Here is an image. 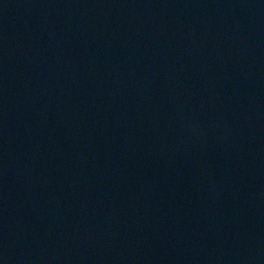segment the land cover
<instances>
[{"label": "water", "instance_id": "95a60500", "mask_svg": "<svg viewBox=\"0 0 264 264\" xmlns=\"http://www.w3.org/2000/svg\"><path fill=\"white\" fill-rule=\"evenodd\" d=\"M0 264H264V0H0Z\"/></svg>", "mask_w": 264, "mask_h": 264}]
</instances>
